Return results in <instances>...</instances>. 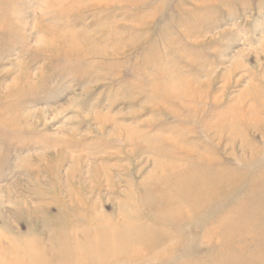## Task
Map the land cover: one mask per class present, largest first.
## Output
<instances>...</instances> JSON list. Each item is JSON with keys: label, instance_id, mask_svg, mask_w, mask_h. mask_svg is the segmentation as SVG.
<instances>
[{"label": "rangeland", "instance_id": "374dc122", "mask_svg": "<svg viewBox=\"0 0 264 264\" xmlns=\"http://www.w3.org/2000/svg\"><path fill=\"white\" fill-rule=\"evenodd\" d=\"M263 81L264 0H0V264H264Z\"/></svg>", "mask_w": 264, "mask_h": 264}, {"label": "bare ground", "instance_id": "6f19581e", "mask_svg": "<svg viewBox=\"0 0 264 264\" xmlns=\"http://www.w3.org/2000/svg\"><path fill=\"white\" fill-rule=\"evenodd\" d=\"M264 82V81H263ZM264 84V83H263ZM264 86V85H263ZM258 90V89H257ZM256 95H257V102H258V104L259 103H262V102H264V94L260 91V89H259V91H256ZM259 114H261V113H257L255 116H256V120H258V115ZM260 120V119H259ZM237 121V120H236ZM260 121H262L261 123H263L264 124V121L263 120H260ZM260 123V124H261ZM238 126V125H237ZM264 126V125H263ZM262 126V127H263ZM235 130V129H234ZM235 134V133H234ZM233 135V134H232ZM231 137V136H230ZM161 163V162H160ZM163 163V162H162ZM168 163V162H167ZM163 165V164H162ZM166 165V164H165ZM168 167V166H167ZM190 168H192V167H190ZM171 169V168H170ZM178 169V168H177ZM208 170H210V168H207ZM192 170V169H191ZM215 173V172H214ZM208 174V173H207ZM189 175V174H188ZM206 175V174H205ZM204 175V176H205ZM222 176H218V178H221ZM224 177V176H223ZM164 180H165V178H164ZM203 181H199V180H197V181H195L194 183H192L191 185L195 188V189H197L198 190V192H194V191H190V189H188L186 192V201H188L189 202V204H190V207H191V210H189V214H192L193 212H195V211H199L203 206H205L206 204H208L209 202H211L212 200H210V201H208V200H206L208 197H209V195H210V192H211V190L213 189V186L211 185V183L210 182H206L205 181V178L204 179H202ZM170 184V183H169ZM144 185H146V184H144ZM171 186V185H170ZM92 187H94V186H92ZM220 187H222V181L220 182V181H217V188H220ZM157 188V187H156ZM188 188V187H187ZM149 189H151V188H149ZM164 189V188H163ZM92 190V189H91ZM140 190H142V189H140ZM144 190V189H143ZM172 190V189H171ZM140 192V191H139ZM144 192V191H143ZM154 192H155V190H154ZM142 193V192H141ZM71 195V194H70ZM143 196V195H142ZM154 197V196H153ZM211 197V196H210ZM72 198V197H71ZM140 198V197H139ZM144 198V197H143ZM75 199V198H74ZM206 200V201H205ZM74 201V200H73ZM81 201V200H80ZM140 201V200H139ZM153 202V201H152ZM156 202V201H155ZM87 203V202H86ZM93 203V202H92ZM144 203V202H143ZM78 205V204H77ZM92 205V204H91ZM123 205V204H122ZM134 205V204H133ZM145 204H143V206H144ZM158 205V204H157ZM131 207V206H130ZM144 207H147V206H144ZM157 207V206H156ZM151 208V207H150ZM153 208V207H152ZM151 208V209H152ZM73 209V208H72ZM83 209V208H82ZM85 209V208H84ZM88 209V208H87ZM155 209V208H154ZM122 210V209H121ZM130 210V209H129ZM143 210V209H142ZM157 210H158V208H157ZM178 210V209H177ZM86 211V210H85ZM88 211V210H87ZM115 211V210H114ZM145 211V210H144ZM153 211V210H152ZM80 212H81V210H80ZM70 213V212H69ZM74 213H76V211L74 212ZM95 213V212H94ZM149 213V212H148ZM185 213V212H184ZM89 214V213H88ZM90 215V214H89ZM118 215V214H117ZM175 215H178V214H175ZM104 216V215H103ZM149 216V215H148ZM156 216V215H155ZM159 216V215H158ZM91 217H92V215H91ZM189 217L191 218V215H189ZM136 218V217H135ZM153 218V217H152ZM89 219V218H88ZM87 219V220H88ZM94 220V219H93ZM108 221H109V219H108ZM83 222H84V220H83ZM158 222V221H157ZM181 222H183V221H181ZM62 223V222H61ZM60 223V224H61ZM81 223V222H80ZM73 224V223H72ZM166 224V223H165ZM75 225H77V224H75ZM65 226V225H64ZM132 230V227L129 225V226H127V230H129V231H131ZM127 230H112L111 232H109V235H107V242L105 243L106 244V246H107V248L108 249H110V251L112 252V251H118V252H120V251H122V250H124L125 249V246H124V241L126 242V249H127V251L128 250H130V251H132V249H134L138 244H139V242L140 241H137V243L135 242H132L131 241V238H130V234H128V231ZM118 234L119 235V239H115L114 238V234ZM131 233V232H130ZM75 235V234H74ZM71 237H72V235H71ZM75 237V236H74ZM123 239H124V241H123ZM166 239H168V238H166ZM134 244H136V245H134ZM131 257H130V255L127 257V258H125V259H130ZM62 261V260H61ZM60 261V262H61ZM145 264V263H144Z\"/></svg>", "mask_w": 264, "mask_h": 264}]
</instances>
